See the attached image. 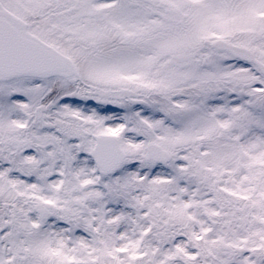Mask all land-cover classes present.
Instances as JSON below:
<instances>
[{
    "label": "snow or ice",
    "instance_id": "obj_1",
    "mask_svg": "<svg viewBox=\"0 0 264 264\" xmlns=\"http://www.w3.org/2000/svg\"><path fill=\"white\" fill-rule=\"evenodd\" d=\"M0 264H264V0H0Z\"/></svg>",
    "mask_w": 264,
    "mask_h": 264
}]
</instances>
